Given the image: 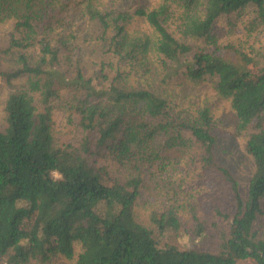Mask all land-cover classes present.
I'll list each match as a JSON object with an SVG mask.
<instances>
[{
	"label": "trees",
	"instance_id": "obj_1",
	"mask_svg": "<svg viewBox=\"0 0 264 264\" xmlns=\"http://www.w3.org/2000/svg\"><path fill=\"white\" fill-rule=\"evenodd\" d=\"M45 0H0V15L14 17L16 34L4 53L18 50L14 65L0 70L7 84L25 77L6 97L0 128V257L4 264L48 261L52 256L75 264H264V49L226 44L253 61L259 74L245 77L240 68L195 42L212 40L214 23L255 7L264 28V0H177L178 30L168 20L173 0L133 14L102 11L90 0L60 2L96 22L118 57L114 74L106 63L85 77L75 36L66 22L48 14ZM54 9V6L52 7ZM141 16L154 40L130 36L127 25ZM56 19V20H57ZM246 44V43H245ZM20 50V51H19ZM148 51L157 54L162 79L207 78L228 98L247 134L245 150L253 170L243 197L230 169L218 163L208 109L193 114L183 105L129 80V71ZM138 60V61H137ZM62 108L75 126L74 139L53 132L54 109ZM186 167L210 172L230 192L232 212L216 209L206 222L193 216L186 227L173 210H152L149 224L138 219L136 203L148 172ZM185 231L196 239L209 234L215 251L182 249L162 238Z\"/></svg>",
	"mask_w": 264,
	"mask_h": 264
},
{
	"label": "rangeland",
	"instance_id": "obj_2",
	"mask_svg": "<svg viewBox=\"0 0 264 264\" xmlns=\"http://www.w3.org/2000/svg\"><path fill=\"white\" fill-rule=\"evenodd\" d=\"M70 3L80 0H45L50 6L48 14L54 22L59 23V17L66 22L65 28L75 36L76 53L80 58L82 71L85 77L95 76L100 72L101 63H106L107 73L112 76L118 65V57L108 52V41L102 37L99 25L81 14L79 8L66 6L64 12L56 14L59 3ZM94 6L109 13L125 12L133 14L136 8L151 9L157 7L162 0H90ZM54 6V9L52 7ZM172 8L174 16L169 21V28L177 33L179 21L177 19L180 8L177 0H173ZM254 6H248L240 12H235L228 17L218 19L212 29L211 41L200 40L195 42L207 51L215 52L224 59L234 63L240 68V73L245 77L259 74V67L253 61L243 59V56L234 50L226 48V44L254 46L257 50L264 49V28L256 21ZM57 19V20H56ZM14 17L0 15V70L10 69L14 65V56L18 50L4 53L10 36L14 33ZM130 36H136L144 41H149L151 48L154 34L141 16H133L127 25ZM18 36V34H16ZM246 43V44H245ZM20 51V50H19ZM145 60L138 61L135 67L121 65V70L129 71V80L134 84L149 87L158 95L173 102L183 105L194 115L199 109L206 108L212 120L211 131L215 136V156L219 164L230 169L235 176L243 197L247 196V182L253 170L251 158L245 150L247 134L238 129V119L231 107L228 98L220 96L213 83L207 78L191 80L187 77H176L169 80L162 79V63L159 56L148 51ZM25 77L7 84L0 78V128L4 124L3 106L7 95L24 85ZM75 126L66 120L62 108L58 105L53 114V132L57 139L70 141L74 139L77 131ZM199 173L186 167H175L165 172L151 173L145 176L144 185L140 189V195L136 203L138 219L144 224H149V213L152 210H173L186 227H190L193 216L206 222L215 219L216 209L223 212H232L231 194L219 186L217 179L210 172ZM264 225V217L260 218V224ZM163 240H170L178 247L202 248L215 251V240L209 234L196 239L189 238L185 231L172 232ZM4 257H0V264H4ZM28 264H75L73 259L63 256H52L48 261L32 259ZM236 264H254L252 260H238Z\"/></svg>",
	"mask_w": 264,
	"mask_h": 264
}]
</instances>
